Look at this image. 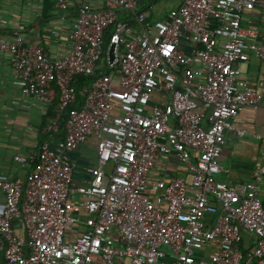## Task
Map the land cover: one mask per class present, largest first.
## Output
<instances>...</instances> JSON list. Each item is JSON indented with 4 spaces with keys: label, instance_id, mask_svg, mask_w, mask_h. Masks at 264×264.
<instances>
[{
    "label": "built area",
    "instance_id": "built-area-1",
    "mask_svg": "<svg viewBox=\"0 0 264 264\" xmlns=\"http://www.w3.org/2000/svg\"><path fill=\"white\" fill-rule=\"evenodd\" d=\"M55 7L73 15L60 57L0 28L22 92L43 111L58 97L50 141L15 156L30 174L0 176V264H264V165L245 184L217 179L233 119L264 100V75L257 89L237 68L264 63V31L244 24L264 0H181L159 20L141 0ZM92 137L97 166L76 185L69 154ZM172 157L187 172L154 178Z\"/></svg>",
    "mask_w": 264,
    "mask_h": 264
},
{
    "label": "crops",
    "instance_id": "crops-1",
    "mask_svg": "<svg viewBox=\"0 0 264 264\" xmlns=\"http://www.w3.org/2000/svg\"><path fill=\"white\" fill-rule=\"evenodd\" d=\"M56 1L0 0L2 32L8 36H13L15 32L22 34L26 42L41 44L50 56L64 55L71 47L68 30L73 15L71 11L64 14L57 10ZM153 2L156 0H141L142 10L146 12ZM147 16L151 19V15ZM244 24L264 31V7L248 12L244 17ZM52 30H62L61 36L53 35ZM237 68L248 84L260 88L264 63L257 56L249 54L238 61ZM49 109L50 107L43 111L39 102L22 92L14 72L4 60L0 64L1 177L25 180L30 174L31 165L17 162L15 156L29 158L38 151L42 139L43 142L50 141L49 136L43 138L45 133L42 128L51 119L45 121ZM233 126L235 130L226 133V142L219 158L222 171L217 179L236 186L250 181L252 171L264 165V100L257 108H243L233 119ZM237 130L243 131V134L239 135ZM55 144L52 140L51 145ZM69 159L75 166L74 183L82 184L88 177L86 170L97 166V139L92 137L80 145L69 154ZM186 172V167L172 157L170 162L158 163L152 176L174 177ZM260 197L264 206V184Z\"/></svg>",
    "mask_w": 264,
    "mask_h": 264
},
{
    "label": "rangeland",
    "instance_id": "rangeland-1",
    "mask_svg": "<svg viewBox=\"0 0 264 264\" xmlns=\"http://www.w3.org/2000/svg\"><path fill=\"white\" fill-rule=\"evenodd\" d=\"M181 0H156L151 7L146 9L152 20H159L166 15L173 7L180 5Z\"/></svg>",
    "mask_w": 264,
    "mask_h": 264
},
{
    "label": "trees",
    "instance_id": "trees-1",
    "mask_svg": "<svg viewBox=\"0 0 264 264\" xmlns=\"http://www.w3.org/2000/svg\"><path fill=\"white\" fill-rule=\"evenodd\" d=\"M88 82H90V78L89 77H84V76L78 77V80H77L76 85L78 87V94H79V96H82V94H83V88L88 84ZM57 101H58V97L56 99L55 104L57 103ZM55 104L53 106H51L50 109L48 110L47 115L45 117L46 118L45 121H48L55 114V111H56ZM46 125H47V123H44V125H43L42 128H44ZM63 133H64L63 125H61V127H60V133L58 134V138L62 139L63 138ZM47 137H48V134H45L43 136V138H47ZM42 142H43V139H42ZM42 142H41V144H42ZM31 170H32V167H31ZM16 224H17V222H16Z\"/></svg>",
    "mask_w": 264,
    "mask_h": 264
}]
</instances>
